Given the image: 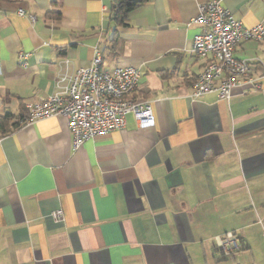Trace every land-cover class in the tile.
Here are the masks:
<instances>
[{
	"label": "crops",
	"instance_id": "crops-1",
	"mask_svg": "<svg viewBox=\"0 0 264 264\" xmlns=\"http://www.w3.org/2000/svg\"><path fill=\"white\" fill-rule=\"evenodd\" d=\"M112 1H0V118L19 123L0 134V264H264V38L235 50L259 88L193 98L191 20L210 0H149L117 34ZM220 1L264 27V0ZM96 48L140 70L133 96L155 125L129 114L74 149L67 118L29 120L30 105L53 93L62 56L89 66ZM228 232L241 248L225 256Z\"/></svg>",
	"mask_w": 264,
	"mask_h": 264
},
{
	"label": "built area",
	"instance_id": "built-area-1",
	"mask_svg": "<svg viewBox=\"0 0 264 264\" xmlns=\"http://www.w3.org/2000/svg\"><path fill=\"white\" fill-rule=\"evenodd\" d=\"M24 15L23 10L19 11ZM192 23L200 26L191 51L204 61L202 71L193 82L190 96L216 93L229 101L233 90L239 86L252 85L259 88L258 80L250 76L251 65L246 59L235 56L236 46L244 40H261L264 27H247L237 19L220 0H210L199 5ZM21 65L27 66L29 54H18ZM100 48L89 66L72 68V60L62 56L54 79V91L44 100L30 105L29 120L63 115L67 118L74 149L98 136H105L126 126V118L133 114L140 128L155 125L151 101L136 99L133 94L138 87L140 70L133 66L115 65L108 68ZM61 219L62 210L53 213ZM223 254L228 256L241 248L232 232L216 239Z\"/></svg>",
	"mask_w": 264,
	"mask_h": 264
},
{
	"label": "trees",
	"instance_id": "trees-1",
	"mask_svg": "<svg viewBox=\"0 0 264 264\" xmlns=\"http://www.w3.org/2000/svg\"><path fill=\"white\" fill-rule=\"evenodd\" d=\"M8 1V0H0ZM149 0H113L111 4L112 21L114 24V34L118 33L121 27H127L130 23V13L142 6ZM54 13L49 12L48 16H53ZM59 15V14H58ZM57 16V15H55ZM16 116L7 113L0 118V134H8L18 127V122L15 121Z\"/></svg>",
	"mask_w": 264,
	"mask_h": 264
}]
</instances>
